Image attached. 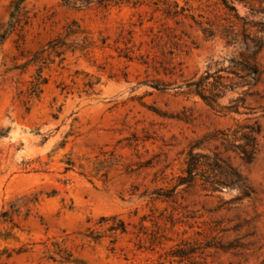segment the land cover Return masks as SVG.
Returning a JSON list of instances; mask_svg holds the SVG:
<instances>
[{
    "label": "rangeland",
    "instance_id": "obj_1",
    "mask_svg": "<svg viewBox=\"0 0 264 264\" xmlns=\"http://www.w3.org/2000/svg\"><path fill=\"white\" fill-rule=\"evenodd\" d=\"M15 1L0 0V32ZM228 6L250 33L264 21V0L21 2L0 43V251H11L2 264H264V46L248 87L230 73L241 36L221 37ZM206 73L226 85L212 108L185 87ZM254 122L252 162L230 154L244 188L211 192L199 175L176 185L195 141ZM102 216L125 232H109ZM176 247L194 253L177 262Z\"/></svg>",
    "mask_w": 264,
    "mask_h": 264
},
{
    "label": "trees",
    "instance_id": "obj_2",
    "mask_svg": "<svg viewBox=\"0 0 264 264\" xmlns=\"http://www.w3.org/2000/svg\"><path fill=\"white\" fill-rule=\"evenodd\" d=\"M23 0H16L13 3L12 10L9 14V20L3 31L0 32V43H2L6 37L18 26L19 23V13L20 4ZM126 0H96V2L102 6H107L109 3H118ZM255 1V0H252ZM260 1V0H258ZM91 0H81L82 4H88ZM229 11H233L232 17L233 21H229V24L223 27L221 31V37L225 39L226 44L238 42L239 36H241L243 52L240 53V61L237 63L239 69L237 71H232L235 77L239 78L244 85L252 87L258 83L262 70L258 62V54L264 46V21L259 20L253 23L255 31L250 33L248 23L242 18L238 17L235 13L233 6L227 7ZM256 12L261 14L264 12L262 7H259ZM241 20V22H240ZM239 26L237 29L236 27ZM205 37H213L214 32L209 28L202 29ZM49 46L54 48V43ZM243 72V74H240ZM212 78V82L208 81ZM223 77L219 75H210L206 73L205 75L199 77L197 80L189 81L185 84L187 88V93H192L198 95L206 105L209 107H214L216 105V99L220 96V88H225L226 85L223 84ZM41 82H34L33 88H38ZM244 131L238 133L239 130H235L234 133H211L205 134L201 140L195 141L187 153V160L185 162L186 167L184 169L185 175L178 176L177 184L188 183L194 176L199 175L203 180V184L207 188L213 191H220L223 186L233 187L237 185L241 188L245 187V179L242 177L241 173L232 164L231 153L237 155L244 163H250L254 159L257 151V136L260 132V127L257 123L245 125L243 127ZM218 141V145L214 146V151L210 154L194 153L193 149L197 148L202 142ZM222 147L221 151L218 148ZM73 166L71 161L66 162L65 170H68ZM175 187V186H174ZM173 188L169 189L166 193H157L158 195H163L164 197H169L173 192ZM3 216H7V211L2 212ZM106 217L99 218V225H105L106 229L111 233H123L125 232V225L123 221H115V216L110 217L111 223ZM10 235L6 234L4 238H8ZM93 241H96L98 235H88ZM207 246V245H206ZM193 250L185 251L182 247H176L170 251V256L177 258V262H182V260L189 259L193 254ZM11 256V251L8 249H2L0 251V264H2L4 259H8ZM70 254L64 257L65 262H69ZM161 264V263H159ZM189 264H195L193 261H189Z\"/></svg>",
    "mask_w": 264,
    "mask_h": 264
}]
</instances>
